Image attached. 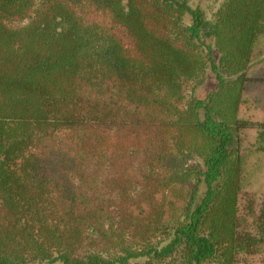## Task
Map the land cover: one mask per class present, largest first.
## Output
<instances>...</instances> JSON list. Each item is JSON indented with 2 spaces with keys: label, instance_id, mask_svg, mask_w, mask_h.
<instances>
[{
  "label": "trees",
  "instance_id": "1",
  "mask_svg": "<svg viewBox=\"0 0 264 264\" xmlns=\"http://www.w3.org/2000/svg\"><path fill=\"white\" fill-rule=\"evenodd\" d=\"M257 83L264 0H0V264H264Z\"/></svg>",
  "mask_w": 264,
  "mask_h": 264
},
{
  "label": "rangeland",
  "instance_id": "2",
  "mask_svg": "<svg viewBox=\"0 0 264 264\" xmlns=\"http://www.w3.org/2000/svg\"><path fill=\"white\" fill-rule=\"evenodd\" d=\"M218 2L219 0H191V5L202 6L206 10L207 15H209L211 10L215 8V5H217ZM259 66L260 65L258 61L256 62V65L253 66L252 71H257ZM215 83L216 79L214 73L211 70H208L204 81L199 86H197L195 94L202 97L205 96L206 93L214 87ZM254 89L264 91V83L260 85L258 83L255 84ZM255 115L259 116V110H256ZM249 181L252 187L263 186L264 172H256L255 175H253V177H251Z\"/></svg>",
  "mask_w": 264,
  "mask_h": 264
}]
</instances>
